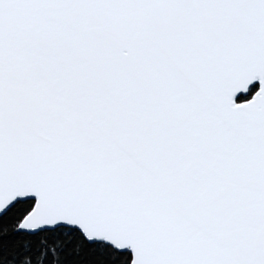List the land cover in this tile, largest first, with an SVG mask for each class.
I'll use <instances>...</instances> for the list:
<instances>
[{
  "label": "snow or ice",
  "instance_id": "obj_1",
  "mask_svg": "<svg viewBox=\"0 0 264 264\" xmlns=\"http://www.w3.org/2000/svg\"><path fill=\"white\" fill-rule=\"evenodd\" d=\"M0 264H264V0H0Z\"/></svg>",
  "mask_w": 264,
  "mask_h": 264
}]
</instances>
